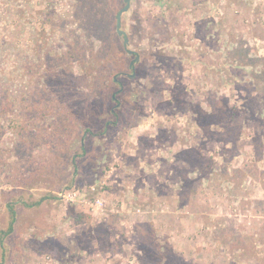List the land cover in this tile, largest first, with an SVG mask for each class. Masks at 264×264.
I'll return each instance as SVG.
<instances>
[{"label": "rangeland", "instance_id": "1", "mask_svg": "<svg viewBox=\"0 0 264 264\" xmlns=\"http://www.w3.org/2000/svg\"><path fill=\"white\" fill-rule=\"evenodd\" d=\"M110 3L0 0V264H264V0H132L133 55ZM40 44L118 102L76 105L78 59L36 90Z\"/></svg>", "mask_w": 264, "mask_h": 264}, {"label": "trees", "instance_id": "2", "mask_svg": "<svg viewBox=\"0 0 264 264\" xmlns=\"http://www.w3.org/2000/svg\"><path fill=\"white\" fill-rule=\"evenodd\" d=\"M110 1H111L110 4H112L111 5V7H112L113 6V0H110ZM80 6L81 7L83 6L84 12L81 13L83 15V17L86 14L91 15L92 10H91L90 6H87L82 1H80L76 4V7H80ZM121 8H117L118 11ZM117 9L115 7L112 8V12L115 15L114 17L116 18V21H117V13H118ZM84 19H86V18H84ZM42 29L44 30L46 28L43 27ZM53 29L54 30L57 29V26L56 27L53 26ZM54 30H53V32H54ZM114 30H115V27H114ZM37 32L41 33L43 31H37ZM115 34L122 35L118 32L117 25H116ZM43 45L44 44H40V47H38V55H39L38 59H39V61L37 60V62H35L34 64H29V66L27 67L29 71H33V70L36 72L44 71V73L47 71L46 75L41 73L43 76L41 74L37 75L36 72L35 73L32 72L30 77H31V80H35V82H36V90H38L40 92H42V91L44 92L45 90L51 92L50 87H48L47 84H48V82L54 83L55 82L54 78L58 79V82H59L58 86L63 85V83L65 84V82L68 81L66 76L71 74V71L73 68V61L78 59V62L82 63V65H85L88 70L92 69V71H94V73L97 71L99 73V76H95L92 78L91 75L93 73H91V74L89 73L90 74L89 83L88 84L83 83L86 86V92L77 91L78 103L76 105L83 110L85 109V113L88 115L90 113V111L96 112L97 108L95 109V106H96L95 102H97V100L99 98H101L100 100H98V102L101 103V104H99V106H103V104H104L103 102H106V104L109 103V101L113 102V103L118 102L117 94L119 93V90H117L115 93L114 92L112 94L110 93L111 95L107 94V92L112 89L111 87L114 86L116 84V82H118V81L113 77L110 82H107V79L110 78V73H111L112 69L108 66V59L106 61L105 59L102 58V55H101L102 51L95 52L94 48H92L90 51V54H89V58H87L85 56L79 57V55H78V57H79L78 58L77 55H74V53L71 52V49L69 51H67L66 53H63V56H59L58 53L52 54L50 50H45ZM2 61L3 60H0V62H2ZM246 61L249 62V56H246ZM131 66L132 65L130 63L129 68H131ZM2 70H3L2 63H0V71H2ZM9 74L12 75V71H10ZM42 78H44L46 82L42 81ZM65 79H67V80H65ZM97 80H98V82H97ZM31 83L34 84V82H31ZM41 85H43L44 88L43 87L41 88ZM43 92H42V94H43ZM32 93L33 92H30V94H32ZM101 94H102V96H101ZM50 95H51V93L49 94V96ZM98 95H99V97H98ZM105 95H106V97L104 98L103 96H105ZM107 97H109V98L107 99ZM59 107L60 106L57 104V109ZM87 111H88V113H87ZM114 113H115V110L113 111V109H112L111 114L114 115ZM228 113H230L232 116V113L230 110H228ZM77 115L79 116V118L77 119L76 123L79 124V127L83 129V122H82L83 116L79 115L78 110H77ZM115 115H116V113H115ZM83 131L84 132L89 131V128H85L84 130H81V132H83ZM83 138L84 137H82L81 139H83ZM209 169L210 168H208V174L211 172V171H209ZM205 171L206 170L203 169V172H205ZM9 211H10V216H11L10 226L8 227V230H5L3 232L4 234H8V233L13 232L14 223L16 222V219H17L16 218L17 212H16L14 205H12V204L9 205ZM0 242H1V245L4 246L3 236H0Z\"/></svg>", "mask_w": 264, "mask_h": 264}, {"label": "water", "instance_id": "3", "mask_svg": "<svg viewBox=\"0 0 264 264\" xmlns=\"http://www.w3.org/2000/svg\"><path fill=\"white\" fill-rule=\"evenodd\" d=\"M131 5H132V0H125L124 6L117 13V24H116L117 30L120 34L124 35V45L126 47L128 46L129 39H128L127 33L121 29V25H122L123 14L130 9ZM129 51H131V50H129ZM136 59H139V57L137 56ZM134 63H135V60L132 61V64H134Z\"/></svg>", "mask_w": 264, "mask_h": 264}, {"label": "flooded vegetation", "instance_id": "4", "mask_svg": "<svg viewBox=\"0 0 264 264\" xmlns=\"http://www.w3.org/2000/svg\"><path fill=\"white\" fill-rule=\"evenodd\" d=\"M123 35V34H122ZM123 37H124V35H123ZM129 43V42H128ZM124 47H125V49H126V51H127V53L128 54H131V55H133V54H135V50H133V49H130L129 48V46H125L124 45ZM129 50H131V51H129ZM137 58V56L133 59V60H135V63L134 64H132V61H131V69L133 70V73H131V74H129V73H124L125 75H127L128 77H133V75H134V70H135V65H136V63L138 62V59H136ZM115 79L118 81V79H117V77H115ZM115 110V108H113V111Z\"/></svg>", "mask_w": 264, "mask_h": 264}, {"label": "built area", "instance_id": "5", "mask_svg": "<svg viewBox=\"0 0 264 264\" xmlns=\"http://www.w3.org/2000/svg\"><path fill=\"white\" fill-rule=\"evenodd\" d=\"M65 195L67 197H69L70 199H73L74 197L77 196V193L76 192H69V193H66Z\"/></svg>", "mask_w": 264, "mask_h": 264}]
</instances>
